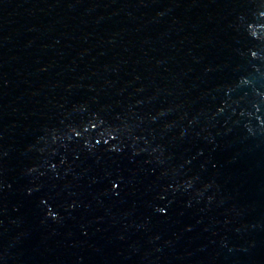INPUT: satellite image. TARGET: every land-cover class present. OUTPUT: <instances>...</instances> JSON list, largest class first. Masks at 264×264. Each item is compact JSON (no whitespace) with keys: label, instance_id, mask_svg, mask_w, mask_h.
Returning a JSON list of instances; mask_svg holds the SVG:
<instances>
[{"label":"water","instance_id":"95a60500","mask_svg":"<svg viewBox=\"0 0 264 264\" xmlns=\"http://www.w3.org/2000/svg\"><path fill=\"white\" fill-rule=\"evenodd\" d=\"M0 264H264V0H0Z\"/></svg>","mask_w":264,"mask_h":264}]
</instances>
